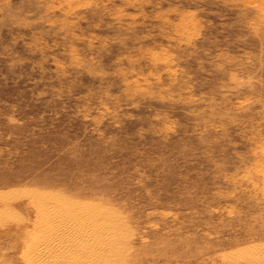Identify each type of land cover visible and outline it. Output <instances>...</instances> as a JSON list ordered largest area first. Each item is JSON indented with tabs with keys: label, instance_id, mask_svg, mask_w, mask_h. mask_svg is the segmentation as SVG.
Wrapping results in <instances>:
<instances>
[{
	"label": "rangeland",
	"instance_id": "obj_1",
	"mask_svg": "<svg viewBox=\"0 0 264 264\" xmlns=\"http://www.w3.org/2000/svg\"><path fill=\"white\" fill-rule=\"evenodd\" d=\"M263 6L0 0V264H264Z\"/></svg>",
	"mask_w": 264,
	"mask_h": 264
},
{
	"label": "bare ground",
	"instance_id": "obj_2",
	"mask_svg": "<svg viewBox=\"0 0 264 264\" xmlns=\"http://www.w3.org/2000/svg\"><path fill=\"white\" fill-rule=\"evenodd\" d=\"M264 7V6H263ZM70 224L72 225L71 230L64 231V229H56L53 231L52 234L49 236L44 237L42 240V243L46 245H55V251H48L45 247L44 251L46 252V257L51 258L54 262H58L61 259H63V256L58 254V252L63 248V244L61 243L64 241L65 243L69 239V237H72L73 240H78L80 242H76L73 244L67 245V258L63 260H69L70 264H91V258H88L86 256L90 255V252L87 248V245L82 244L84 240H89L91 237L89 236V233L87 236H85L86 230L84 228H80L78 223L73 218L69 219ZM64 243V244H65ZM65 247V246H64ZM72 252V253H71ZM86 255V256H84Z\"/></svg>",
	"mask_w": 264,
	"mask_h": 264
}]
</instances>
